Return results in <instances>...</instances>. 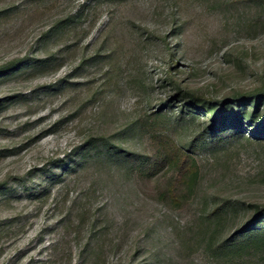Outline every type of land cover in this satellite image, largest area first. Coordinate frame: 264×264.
<instances>
[{
	"label": "rangeland",
	"instance_id": "obj_1",
	"mask_svg": "<svg viewBox=\"0 0 264 264\" xmlns=\"http://www.w3.org/2000/svg\"><path fill=\"white\" fill-rule=\"evenodd\" d=\"M11 6L0 18V182L19 196L5 207L0 193V224L15 220L0 264H208L206 214L223 200L264 206V145L213 154L204 124L178 121L176 90H264V0H0ZM68 14L77 29L46 42ZM163 120L200 169L181 206L164 197L167 170L147 178L92 156L60 183L39 175L63 174L91 137L153 154L143 130ZM17 179L48 196H25Z\"/></svg>",
	"mask_w": 264,
	"mask_h": 264
},
{
	"label": "trees",
	"instance_id": "obj_2",
	"mask_svg": "<svg viewBox=\"0 0 264 264\" xmlns=\"http://www.w3.org/2000/svg\"><path fill=\"white\" fill-rule=\"evenodd\" d=\"M260 1L255 0V2ZM16 12H19V9L14 6L2 9L0 18L10 17ZM79 19L80 16L76 14L58 18L44 34L43 39L47 42L74 32L77 29L75 23ZM40 62L49 65L51 59L34 61L28 67H39ZM17 67L18 62L15 61L6 64L3 68L11 71ZM5 70L1 71L2 74ZM176 95H179L176 101L181 104L178 109V121L194 125L198 120L204 124V133L201 136L204 135L208 140L207 145L211 147L209 151L213 154L229 150L230 146L240 145L241 142L246 143L247 146L264 145V90L212 99L202 93L182 89L178 85ZM154 115L160 116V120L165 117L161 114V109ZM200 117L205 120H200ZM169 126V121L163 120L156 128L143 130L154 147L153 154L144 155L129 151L115 144L114 137H91L82 144L78 158L71 160V165L61 168L65 169L63 174L46 170L39 175L45 177L47 182L60 183L64 174L75 171L77 166L82 165L92 156L115 163L147 178H155L167 170L174 172L176 177L170 183L164 197L174 205L181 206L193 196L199 181L200 169L197 159L182 146L183 142L176 141L169 133ZM63 165L59 167H64ZM34 175L37 174L31 173L29 176ZM24 180L17 179L16 182L22 186L25 196L31 197L32 193H37V199L48 196L47 188L42 187L40 191L34 192L36 186L41 184L28 187ZM0 193L5 197L3 202L5 207L11 205L13 199L19 196L16 189L10 187L7 182H0ZM242 212L248 214L247 220L231 227V223L238 219ZM205 221L208 223L209 233L203 246L209 259L208 264H264V206L255 204L246 206L241 202L223 200L206 214ZM14 223L15 220L11 218L0 224V235L10 232Z\"/></svg>",
	"mask_w": 264,
	"mask_h": 264
}]
</instances>
